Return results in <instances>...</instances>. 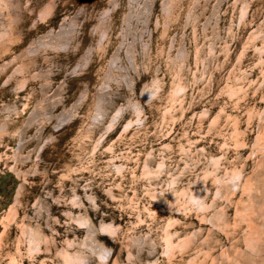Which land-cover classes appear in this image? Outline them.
<instances>
[{
    "label": "rangeland",
    "instance_id": "rangeland-1",
    "mask_svg": "<svg viewBox=\"0 0 264 264\" xmlns=\"http://www.w3.org/2000/svg\"><path fill=\"white\" fill-rule=\"evenodd\" d=\"M131 1L132 0H13L15 3L14 10L10 9V13L6 12L7 15L16 14L18 19L13 21V35L6 38L4 43L0 45V62L5 64L6 61L10 60L6 68L0 71V264H78L76 262L69 263L66 257L64 259L63 250L69 247L67 250L72 248V250L70 249L69 251L74 252L78 249V246H73L75 244L72 241L71 244L69 241L76 240L77 242H82L85 240L86 229L82 228V224H80L78 220V214L80 212H83V214L88 212L91 218L100 226V229V223L107 217H109L106 220L107 222L111 223L113 221L115 226L118 224L116 226L117 230L113 233L111 231L104 232V230L101 229L102 239L113 249L110 259L105 260L99 257V259H97L95 255L96 257H94L93 261H90L89 264H149V259L158 260L157 262L159 263L157 264H199V262L200 264H213L211 260L212 256H208V253L213 254L214 258L218 254H222V249H226L227 247L234 245L246 247L245 233L248 229V225L242 219L243 216L238 213L240 209L245 210L243 198L246 197L247 194L244 190L246 181H244V178L252 175L254 171L259 170L263 173L262 176L264 179V155H262V153L264 154V36H256L258 32H254L260 26L264 25V0H249L246 6L241 4L240 0H222V2H219V0H201V6L197 4L198 0H173L172 7L168 12L164 5L165 0H152L153 5L148 22L143 24V20L140 22L133 20V28L137 26L145 27L146 34V42H143L141 32L137 30L136 33V30H134V33L137 34L139 39V42L136 43L137 56H135L138 68H133L132 62L127 57L125 58L126 67L128 63L129 67L132 69V75L135 74V83L130 86L128 84L130 82L127 83V79L124 76L122 78L123 83L121 82L120 85H115V87H118L120 92L123 87L122 92L125 93V96L129 99L127 101V98L124 97V101L119 98L118 102H126L127 106H129L131 101L135 100L138 95L142 97V92L146 85H152L156 78H158L159 90L149 101L145 100L146 106L143 116L139 117L137 113L132 114L135 111L130 110V113L127 112L124 116L125 118L120 121L121 124L119 122L115 125L117 128L115 127L111 131L104 127H99L95 130L93 128L92 130L90 127L93 125L91 113H93L94 95H96L98 89H100L102 80L111 67L113 55L120 50L124 42L122 32L129 18ZM133 2L134 4L136 3V1ZM196 6L198 7L196 8ZM48 8H50L51 12L46 14ZM244 8L248 11L246 10L245 12ZM194 9L195 12L198 13V18L196 19L191 17ZM236 9H239V12ZM104 12L106 16H109L105 37L101 38V36L93 33V26L99 23V19ZM215 12H217L218 15L220 14L218 18L214 15ZM67 15L68 17L75 16L78 23V25L74 27L77 31L74 45L76 47H72L70 50H57L56 46L55 49L43 51L42 53H40V51L36 54L29 53L31 42L34 39H36V41L39 40L41 36L48 34L51 29L56 28V31H58L61 28V23L67 18ZM45 18L46 20H44ZM215 38H217V40H215ZM127 40L129 42V37ZM214 43H216L217 49H214ZM182 46H184L183 48L186 54L181 57L179 55V49ZM173 47L175 49H173ZM120 53H122L121 50ZM16 55L20 58V61L27 65L28 74L32 75L31 79H29L23 87H20V79L24 78V73H21L22 75L17 73L19 79H13V75L18 69L16 63L19 60L17 59L15 62H12L11 59ZM86 55L89 56V60H84ZM126 55L125 50L124 56ZM51 71V74L46 75V78L50 81L49 86H47L49 94L52 95L59 87H64L63 91L60 92L62 103L53 110V112L56 113L55 122L49 121L44 127L42 126L41 129L34 127V125L26 129L29 122L28 120L32 116L37 103L44 99L42 93V79L39 78L38 75L41 73L47 74ZM127 73H130V71H127ZM187 76L190 78H187ZM196 76L197 78L199 77V82ZM9 77L10 80L7 83ZM192 81L196 82V84H192ZM185 88H187V91ZM23 89L26 92L23 91ZM27 89L29 91H27ZM242 92L244 93L242 94ZM83 93L86 94L85 98L78 104ZM181 93L183 95H181ZM177 98H180V100L178 101ZM166 100L170 101H167V106H165ZM25 102L27 104L26 106L24 105V108L23 104ZM73 105L76 106L78 114L75 117L67 118L62 126L56 127V124L62 121L57 119V116L65 112L64 114L66 117L68 113L64 111V108L67 107L70 109ZM181 106L182 108L180 109ZM8 107L12 108V110H8ZM111 111L114 110H110V113ZM225 112L227 114H225ZM167 114H170L168 116H172V119L171 117L166 118ZM219 116L221 118H219ZM129 117L135 118L140 124H137V126L133 125L134 127L131 128L132 130L129 129V131L126 132L124 122ZM207 117L209 119H207ZM231 117H236V119H238H231ZM141 118L142 120H140ZM165 118L168 121H164ZM224 118L226 122L222 120ZM218 119H221L220 122ZM260 120L263 121L260 122ZM3 122H7L8 126L2 127ZM201 122L204 123L202 124ZM89 129L90 131L88 132L87 130ZM104 129L105 131H103ZM21 131L25 132L24 137L27 140L30 139L31 134L34 136L38 132H41V139L29 141L21 150L26 151V154L32 151L31 158L28 160L21 159L16 163L15 154L20 148L22 138ZM106 133L108 135L105 136ZM52 134L55 135L54 138L48 139ZM42 138H45L44 141ZM98 138L101 139V141H99ZM100 142H102V146ZM236 143H238L240 147ZM39 146H42V148L36 153ZM168 146H170L171 149ZM204 146L205 148L202 149L201 147ZM235 146L236 148H234ZM201 149L204 152L201 151ZM160 151H164V153L160 154ZM167 151L173 152L169 154ZM223 152L227 153L222 154ZM163 154L165 161H162L164 158H161ZM256 154H258L257 157H254ZM190 155L191 157H187ZM193 155L196 156L194 157ZM240 156L242 158L241 160ZM206 157L208 160H206ZM212 157L221 159L222 169L220 171L224 174L226 173L225 177L227 171L230 170L228 173L231 176L234 173L232 177L236 178V182L232 184L233 188L235 187L231 191L232 196H230V200H226V204H224V206L227 204L230 205L227 208L230 226L224 228V230L216 228L218 230H215L216 233H213V238H210L209 244L201 246L211 229L210 224H203L202 226L204 228L207 227L205 229L207 233L202 239L199 242L196 241L194 244L188 245L189 248L188 246L181 247V241H178L177 235H179V237L182 235L181 237L183 238L191 230V234L193 235V230L200 228L201 221H203L202 204H212V199L216 197L215 192L219 189L218 182L214 181L216 180V172L214 173L216 170L212 169L214 168L213 166H209V163L212 165ZM171 158L172 161L170 160ZM204 159L205 166H203ZM237 159L239 162H237ZM233 160L236 161L234 162ZM199 161L202 164H199ZM158 162H164L166 165V169L163 168L165 172L162 170V173L164 172L162 175L164 176L161 175L162 178L161 176L159 177L161 178L158 180L159 183L154 182L157 186L155 187L160 191L163 188L167 190L168 188L165 185H168L169 182H173L170 174L167 173L165 176L167 171H171L172 174L179 175V177L181 176L180 179L179 177L177 178L179 183L174 186V188L177 187L176 189L179 190L173 193L171 191L173 188L168 189L170 190L169 194L166 193L167 195L165 194L166 196L164 195V199L160 200V202H157L159 200L151 195L152 193L150 190H153V187L150 185V182L148 183L147 177L143 176L147 163L149 165L151 164V167L157 169L159 168ZM29 163L31 165H28ZM120 164L123 166L121 167ZM187 164H189V167ZM13 165H17L23 169L25 168L24 170L28 171L26 176L27 181H25L26 179H21L13 169H11ZM176 168L180 169L176 170ZM201 168L205 169L202 170ZM220 171L218 172L221 173ZM209 172L211 173L208 174ZM240 172H243V174L245 173L244 176H239ZM204 174H206V178L204 179L207 180L203 179V177H205ZM182 176H184V178ZM164 177L166 179L168 178L167 181H165L166 179ZM192 181L193 183H191ZM24 182L25 186L20 194L21 204L19 205V211L16 218H13L15 221L13 219L12 221L8 211H10L11 205L17 203V201H15L16 196L20 185ZM197 182H199V184ZM45 183L47 189L45 188ZM144 184L149 185L144 187ZM161 184L162 186H160ZM193 184L197 185L194 187ZM111 185H113V187ZM119 188H122L121 191ZM184 188L188 190L190 194L188 195L190 197L188 195L187 198L185 197V192H183ZM192 189L194 192H192ZM109 190H112V193L118 194H110ZM65 193L66 195L63 196L62 194ZM76 193L80 195V198L76 199ZM60 194L62 196H58ZM85 194L94 195L96 198L95 202ZM108 194L110 195L108 196ZM40 195L43 198H41ZM110 196L114 200H112ZM61 197L63 199H61ZM169 197L171 199H169ZM188 198L191 200L188 201ZM80 199L84 200L85 206L79 207L77 202H80ZM132 199L133 201H131ZM218 199L220 203L223 202L220 197ZM44 200L50 208V213L44 209V216H41V218L40 215L38 216L40 212L38 203H43ZM165 200L168 203L165 202ZM65 201H67V203ZM163 201L167 205L164 204ZM175 202L177 203L175 204ZM194 202L195 204H193ZM184 203L188 204L185 205ZM95 204L100 206H96ZM171 205L175 207L172 206V208ZM154 209L155 211L152 212ZM179 210L181 212H178ZM66 211L67 213L69 211L70 213L74 212L77 216H73V214L70 213H68V215L65 213ZM46 214L49 217L51 215L54 216L49 220L51 224L52 222L54 223L52 224V226L54 225L53 227L49 226L47 223L48 220L45 218V216H47ZM232 214L233 216H231ZM109 215L113 217L111 216V218ZM151 215L153 217H151ZM211 215L212 214H210V217ZM37 219L40 225H43V229H45L48 236L42 243L43 245L41 244L42 247L40 246L41 248L38 249V251L30 248L29 239L24 234L25 231L23 229L24 221L34 223L36 226L38 222ZM71 222L73 224H71ZM137 222H140V224ZM177 222H180L183 227ZM191 222H193V224ZM136 224L138 227L136 226L134 228ZM168 225L173 226L172 229ZM168 230L170 232H175V230L179 231L175 237L177 244H179L175 252L173 251L174 253H169L165 250L167 241L164 238L167 236L170 238ZM131 231H133L132 234ZM129 232L130 235H128ZM142 232L144 233L142 234ZM148 232L150 234H148ZM133 233L135 234L133 235ZM110 234L113 236L110 237ZM217 234H219V238H217ZM135 235H138L140 238H142V235L145 236L141 239L143 240V246H146V242H149L150 246L152 244L151 239L154 237L153 240L158 242L157 247L150 246L151 248H149V246H146L145 249L155 250L156 248L158 252L155 250V254L150 255L146 250L140 254H134L133 257L138 258L132 261L134 258H131L129 255L128 245L131 241L133 242L135 240ZM150 235H152V237ZM75 236H78L77 239ZM55 238L56 240H54ZM220 238H222V240H220ZM65 241L70 246H68ZM124 241L126 244L123 243ZM49 242L52 243L49 244ZM200 242L201 244L199 245ZM47 245L49 247H47ZM202 247H204V249ZM46 248H48V250ZM60 248L62 249L60 250ZM122 248L123 250H121ZM199 248L203 250L201 251ZM33 251L35 253H33ZM163 251L165 254H163ZM194 254L197 255L195 256ZM127 255L129 256L128 258ZM167 257H169V259ZM128 259L131 262H129Z\"/></svg>",
    "mask_w": 264,
    "mask_h": 264
},
{
    "label": "bare ground",
    "instance_id": "bare-ground-1",
    "mask_svg": "<svg viewBox=\"0 0 264 264\" xmlns=\"http://www.w3.org/2000/svg\"><path fill=\"white\" fill-rule=\"evenodd\" d=\"M27 1H29V0H27ZM117 1V0H116ZM133 1H136V3L134 4V2ZM214 1V0H213ZM228 1H230V0H228ZM241 1V4H244L245 6L247 5V1H249V0H240ZM174 1L173 0H165V2H164V5H165V8H166V11L168 12V10L169 9H171V7H172V3H173ZM219 2H222V0H219ZM201 0H198L197 1V4L198 5H200L201 6ZM15 3L13 2V0H0V45L2 44V43H4V41L6 40V38H9L11 35H13V21L15 20V19H18V16L16 15V14H14V15H10V14H6V12H8V13H10V9H12V10H14V5ZM229 4H230V2H229ZM152 5H153V2H152V0H132L131 2H130V11H129V18H128V21L126 22V26L124 25V27H123V32H122V36L124 37V42L122 43V45H121V48H120V50L122 51V53H120V50H118V52H115V54L113 55V57H112V61H111V67H110V69H109V71H108V73H107V75L104 77V79L102 80V83H101V87H100V89H98V91H97V93H96V95H94L95 97H94V99H93V113H91L92 114V116H91V118L93 117V125H92V127H90V128H92V130H93V128H94V130L95 129H98L99 127H101V128H108V129H110L109 131H111L112 129H114L116 126V124L117 123H119L121 120H123L125 117V114H127V112H129L130 110H133V111H135V112H133L132 114H135V113H137L138 114V116L140 117V116H143V112H145V100L146 101H149L150 99H151V97L159 90V85H158V78H156L155 80H154V82H153V84L152 85H146V87L144 88V90H143V92H142V97H140L139 95H138V97L135 99V100H133V101H131V103H130V105L129 106H127L126 105V102H123V103H120V102H118V99L120 98V99H123L124 101H125V99H124V97L125 98H127V101H128V97L127 96H125V93H123L122 92V90H123V87H122V90H121V92L118 90V87H115V85H120V83L122 82V78L125 76V78L127 79V83L128 82H130V83H128L130 86H131V84H133L134 85V83H135V81H134V75H132V69L129 67V64L127 63V67H126V65H125V62H126V60H125V58L127 57L131 62H132V67L133 68H135V69H137L138 68V63L136 62V57L135 56H137V51H136V47H137V45H136V43H138L139 41V39H138V36H137V30H138V32L140 31L141 32V37L143 38V42H146V34H145V27H135V28H133V25H134V22H133V20H135V21H138V22H140V21H142L143 20V24H145V22H148V20H149V16H150V13H151V8H152ZM192 5V4H191ZM23 6V5H22ZM118 6V5H117ZM235 6V5H234ZM240 6V5H239ZM250 6H251V4H250ZM189 7H190V5H189ZM198 6H196V8H197ZM219 7V6H218ZM217 7V8H218ZM231 7H232V5H231ZM249 7V6H248ZM195 8V9H196ZM233 8V7H232ZM238 8V7H237ZM189 9V8H188ZM195 9L193 10V13L191 14V17L192 18H198V13L197 12H195ZM237 10V9H236ZM239 10V9H238ZM237 10V11H238ZM246 10L247 9H245L244 8V11L246 12ZM112 11V10H111ZM248 11V10H247ZM51 12V10H50V8H48L47 9V12H46V14H49ZM239 12V11H238ZM238 12H236V13H238ZM113 13V12H112ZM221 13V12H220ZM226 13V12H225ZM248 14V13H247ZM246 14V15H247ZM111 15V14H110ZM187 15V14H186ZM214 15L216 16V18H218L219 17V15H218V13L217 12H215L214 13ZM223 15V14H222ZM240 15H241V13H240ZM73 16V15H72ZM109 16V15H108ZM108 16H106L105 15V12L102 14V16H101V18L99 19V23L98 24H95L94 26H93V33H95L96 35H99V36H101V38H104L105 37V33H106V31H107V29H106V27H107V23H108ZM111 17V16H110ZM264 17V16H263ZM224 18V17H223ZM246 18V17H245ZM221 19V18H220ZM44 20H46V18L44 19ZM223 20V19H222ZM220 22V21H219ZM12 23V24H11ZM236 23V22H235ZM35 24V23H34ZM75 25H78V23H77V21H76V17L75 16H73V17H68V15H67V18H65V21H63L62 23H61V28L58 30V31H56L57 29L56 28H54V29H51V31L48 33V34H46V35H43V36H41L40 37V39L39 40H37L36 41V39H34L32 42H31V44H30V47H29V53H34V54H36L37 52H39L40 51V53H42L43 51H48V50H51V49H55L56 48V46H57V50H59V49H64V50H70L72 47H76V46H74L75 45V39H76V36H77V31L75 30ZM220 25H221V23H220ZM237 26V25H236ZM35 27V26H34ZM236 29V28H235ZM134 30H136L135 32L136 33H134ZM254 32H258L257 34H256V36H264V25H262V26H260L258 29H256ZM232 34V33H231ZM218 35H221V34H218ZM223 35V34H222ZM129 37V42H128V40H127V38ZM221 37V36H220ZM231 37V36H230ZM233 37V36H232ZM179 39V38H178ZM215 40H217V38H215ZM254 40V39H253ZM178 42V41H177ZM229 42V41H228ZM228 42H227V44H228ZM201 43V42H200ZM215 45H214V49L217 47V45H216V43H214ZM26 45V44H25ZM176 45V44H175ZM201 45V44H200ZM174 46V45H173ZM253 46V45H252ZM95 47V46H94ZM124 47V48H123ZM184 46H182L180 49H179V55L182 57V56H185V54H186V52H185V50H184V48H183ZM204 47V46H203ZM256 47H258V46H256ZM123 48V49H122ZM167 48H168V46H167ZM255 48V47H254ZM173 49H175L174 47H173ZM217 49V48H216ZM126 50V56H124V51ZM207 50V49H206ZM214 51V50H213ZM17 53V52H16ZM39 53V54H40ZM164 53H166V52H164ZM173 53V52H172ZM49 54V53H48ZM93 54H94V52H93ZM204 55V54H203ZM202 55V56H203ZM245 56V55H244ZM9 58V57H8ZM218 58V57H217ZM264 58V57H263ZM19 60L20 58H18V56L16 55V56H14L12 59H11V61L12 62H15L16 60ZM89 60V56L88 55H86L85 57H84V60ZM206 61V60H205ZM204 62V61H203ZM207 62V61H206ZM1 64H0V71L1 70H3V69H5L6 68V65L7 64H9L10 63V60H8V61H6V63H5V61H4V63L5 64H2V62H0ZM17 66H18V69H17V71H16V73L13 75V79H19V77L17 76L18 74H21V73H24V78H22V79H20V87H23L28 81H29V79H31V77H32V75H29L28 74V72H27V65L25 64V63H23L22 61H17ZM204 64V63H203ZM233 64V63H232ZM140 65V64H139ZM210 65V64H209ZM214 65H215V62H214ZM147 66V65H146ZM206 66V65H205ZM141 67V66H140ZM237 67V66H236ZM235 67V68H236ZM259 67H261V66H259ZM234 68V69H235ZM237 69V68H236ZM160 70V69H159ZM194 70V69H193ZM211 70V69H210ZM127 71H130V73H127ZM177 71V70H176ZM183 72H184V70H183ZM189 72V71H188ZM187 72V73H188ZM200 72V71H199ZM202 72V71H201ZM18 73V74H17ZM52 73V71L51 72H48L47 74H43V73H41V74H39L38 75V77L39 78H41L42 79V93H43V95H44V99L43 100H41L40 102H38L37 103V105H36V107H35V109H34V111H33V113H32V116L29 118V122H28V125H27V127H26V129L28 128V127H30V126H32V125H34V127H36V128H38V129H41V127L43 126L44 127V125H46L49 121H53V122H55V117H56V113H54L53 112V110L58 106V105H60L61 103H62V96L60 95V92L61 91H63V89H64V87L63 86H61V87H59L56 91H55V93L54 92H51V93H54V94H52V95H50L49 94V91H48V88H47V86H49V80L46 78V75H48V74H51ZM126 73V74H125ZM211 73V72H210ZM262 73V72H261ZM162 74V73H161ZM233 74V73H232ZM22 75V74H21ZM194 75V74H193ZM202 75V74H201ZM203 75H205V74H203ZM159 76H161V75H159ZM183 76H184V73H183ZM186 76V75H185ZM192 76V75H191ZM189 76H187V78H188ZM209 77V76H208ZM211 77V76H210ZM234 77V76H233ZM186 78V79H187ZM190 78V77H189ZM194 78V77H193ZM196 78H197V76H196ZM199 78V77H198ZM198 78H197V81H198ZM204 78V77H203ZM206 78V77H205ZM184 79V78H183ZM251 79V78H250ZM249 79V80H250ZM261 79V78H260ZM259 79V80H260ZM10 80V77H9V79L7 80V83H8V81ZM176 80H177V78H176ZM188 80V79H187ZM194 80V79H193ZM207 81V80H206ZM4 82V81H3ZM184 82V81H183ZM193 82V83H192ZM191 83L192 84H196V82H194V81H192ZM199 82V81H198ZM211 82V81H210ZM250 82V81H249ZM260 82V81H259ZM123 83V82H122ZM247 83V82H246ZM257 83V82H256ZM148 84V83H147ZM185 84H186V81H185ZM231 84V83H230ZM187 85V84H186ZM190 85V84H189ZM247 85V84H246ZM257 85H258V83H257ZM263 85H264V81H263ZM30 86V85H29ZM181 86V85H180ZM197 86H198V83H197ZM261 86V85H260ZM83 87V86H82ZM88 87V86H87ZM125 87V86H124ZM185 87V86H184ZM189 87V86H188ZM230 87V86H229ZM7 88V87H6ZM26 88V87H25ZM27 88H28V86H27ZM181 88H182V86H181ZM190 88V87H189ZM192 88H194V87H192ZM191 88V89H192ZM198 88V87H197ZM29 89V88H28ZM27 89V91H29ZM183 89V88H182ZM186 89V91H187V88H185ZM199 89V88H198ZM125 90V89H124ZM23 91H25L24 89H23ZM127 91V90H126ZM26 92V91H25ZM125 92V91H124ZM128 92V91H127ZM161 92V91H160ZM23 93V92H22ZM128 93H130V92H128ZM244 92H242V94H243ZM131 94V93H130ZM137 94V93H136ZM159 94V93H158ZM172 94V93H171ZM185 94V93H184ZM236 94V93H235ZM19 95V94H18ZM85 95L86 94H82V97L80 98V100L78 101V104H80L83 100H84V98H85ZM127 95V94H126ZM181 95H183L182 93H181ZM131 96V95H130ZM136 96V95H135ZM158 96H160V95H158ZM157 96V97H158ZM156 97V98H157ZM161 97V96H160ZM171 98V97H170ZM263 98H264V96H263ZM178 99V98H177ZM154 100V99H153ZM180 100V98L178 99V101ZM22 101V100H21ZM152 101V100H151ZM168 100H166V105L165 106H167V103L168 102H170V101H168ZM177 101V102H178ZM175 102H176V100H175ZM128 103V102H127ZM26 102L23 104V107H24V105L26 106ZM77 104V105H78ZM168 105H170V104H168ZM181 105V104H180ZM170 106H173V105H170ZM174 106H175V104H174ZM206 107H208V106H206ZM25 108V107H24ZM175 108H177V107H175ZM182 108V106L180 107V109ZM8 110H12V108H10V107H8L7 108ZM147 109V108H146ZM168 109V108H167ZM171 109V108H170ZM184 109V108H183ZM211 109V108H210ZM19 110V109H18ZM110 110H114V111H111V113H110ZM166 110V109H165ZM172 110V109H171ZM179 110V109H178ZM64 111H67V113H68V115L65 117V112L63 113V114H60V115H58L57 116V119H59V120H62L60 123H57L56 124V127H59V126H62L63 124H64V121L67 119V118H71V117H75L77 114H78V111L76 110V106L75 105H73V107H71L70 109H68L67 107H65L64 108ZM176 111V110H175ZM175 111H174V113H175ZM184 111V110H183ZM209 111H211V110H209ZM255 111V110H254ZM260 111H261V109H260ZM113 112V113H112ZM168 112V111H167ZM166 112V113H167ZM172 112V111H171ZM130 113V112H129ZM169 113V112H168ZM173 113V114H174ZM200 113V112H199ZM264 113V112H263ZM145 114V113H144ZM182 114H183V112H182ZM225 114H227L226 112H225ZM225 114H223V115H225ZM231 114V113H230ZM254 114V113H253ZM261 114V113H260ZM16 115V114H15ZM168 115H170V114H167L166 115V118L167 117H171V119H172V116H168ZM198 115V114H197ZM212 115V114H211ZM131 116V115H130ZM205 116H206V114H205ZM226 116V115H225ZM224 116V117H225ZM232 116V115H231ZM235 116V115H234ZM139 117H138V119H139ZM263 117V116H262ZM147 118H148V116H147ZM166 118L164 119V121H168V120H166ZM175 118V117H174ZM219 118H221L220 116H219ZM233 117H231V119H232ZM202 119V118H201ZM207 119H209L208 117H207ZM230 119V118H229ZM233 119H236V117L235 118H233ZM238 119V118H237ZM236 119V120H237ZM260 119H263V118H260ZM140 120H142V118L140 119ZM139 120V121H140ZM148 120V119H147ZM163 120V119H162ZM175 120V119H174ZM219 120V122H220V120L221 119H218ZM222 120H226L225 118L224 119H222ZM264 120V119H263ZM263 120H260V122L261 121H263ZM173 121V120H172ZM202 121V120H201ZM203 121H204V118H203ZM228 121H230V120H228ZM227 121V122H228ZM238 121H240V120H238ZM162 122V121H161ZM210 122V121H209ZM226 122V121H225ZM259 122V121H258ZM202 123V122H201ZM200 123V124H201ZM204 123V122H203ZM202 123V124H203ZM3 125H2V127H7L8 126V123L6 122V123H2ZM120 124H121V122H120ZM137 124H140V123H138L137 122V120L135 119V118H128V119H126V121L124 122V125H125V130H126V132H128L129 131V129H131L132 127H134L135 125L137 126ZM148 124V123H147ZM220 124V123H219ZM222 124V123H221ZM231 124V123H230ZM134 125V126H133ZM215 125V124H214ZM232 125V124H231ZM260 125V124H259ZM139 126V125H138ZM143 126H144V124H143ZM143 126H141V127H143ZM140 127V126H139ZM238 127V126H237ZM261 127V126H260ZM262 127H263V124H262ZM100 128V129H101ZM117 128V127H116ZM136 128H138V127H136ZM135 128V129H136ZM215 128V127H214ZM235 128V127H234ZM241 129V128H240ZM92 130H91V132H92ZM132 130V129H131ZM142 130V129H141ZM146 130V129H145ZM232 130V129H231ZM243 130V129H242ZM25 131V130H24ZM24 131H21V144H20V148L18 149V151L16 152V154H15V161H16V163L17 162H19L21 159H24V160H28V159H30L31 158V155H32V151H30V153L29 154H26V151H23V150H21V149H23V147H25L26 146V144L29 142V141H32V140H40L41 138H40V134H41V132H38L37 134H35L34 136L31 134L30 135V139L29 140H27L25 137H24ZM41 131V130H40ZM88 132L90 131V129L89 130H87ZM103 131H105V129L103 130ZM123 131V130H122ZM121 131V132H122ZM210 131V130H209ZM208 131V132H209ZM247 131V130H246ZM261 131H262V129H261ZM97 132V131H96ZM101 132H102V130H101ZM113 132V131H112ZM136 132V131H135ZM199 132V131H198ZM105 133V132H104ZM132 133V132H131ZM141 133V132H140ZM210 133V132H209ZM212 133V132H211ZM214 133H216V132H214ZM243 133H244V131H243ZM246 133V132H245ZM99 134V133H98ZM103 134V133H102ZM137 134V133H136ZM135 134V135H136ZM261 134V133H260ZM106 135H108L107 133L105 134V136ZM168 135V134H167ZM248 135V134H247ZM54 134H52V135H50L49 137H48V139H53L54 138ZM104 136V137H105ZM133 136V135H132ZM165 136H166V133H165ZM244 136V135H243ZM242 136V137H243ZM101 137V136H100ZM103 137V138H104ZM122 137V136H121ZM127 137V136H126ZM125 137V138H126ZM43 139V138H42ZM45 139V138H44ZM44 139H43V141H44ZM98 140L99 141H101V139H99L98 138ZM106 140V139H105ZM121 140H123V139H121ZM197 140V139H196ZM225 140V139H224ZM248 140V139H247ZM98 141V142H99ZM103 141V140H102ZM197 141H199V140H197ZM104 142H106V141H104ZM111 142V141H110ZM168 142V141H167ZM190 142V141H189ZM195 142V141H194ZM93 143V142H92ZM169 143V142H168ZM196 143V142H195ZM226 143V142H225ZM97 144V143H96ZM99 144V143H98ZM102 144V142H100V145ZM111 144V143H110ZM109 144V145H110ZM181 144H182V142H181ZM231 144V143H230ZM237 145H238V143H236ZM253 144V143H252ZM57 145V144H56ZM109 145H107V146H109ZM191 145V144H190ZM222 145V144H221ZM220 145V146H221ZM102 146V145H101ZM101 146H99V147H101ZM171 146V145H170ZM170 146H168L170 149H171V147ZM182 146V145H181ZM181 146H179V147H181ZM192 146H193V144H192ZM227 146H229V145H227ZM227 146H225V147H227ZM233 146V145H232ZM239 146V145H238ZM260 146H262V145H260ZM96 147H97V145H96ZM98 147V148H99ZM105 147V146H104ZM165 147H167V146H165ZM240 147V146H239ZM242 147V146H241ZM248 147V146H247ZM42 148V146H39V148L36 150V153L40 150ZM109 148V147H108ZM108 148H106V149H108ZM111 148V147H110ZM168 148V149H169ZM188 148V147H187ZM186 148V149H187ZM199 148H200V146H199ZM202 149L203 148H205V146L204 147H201ZM228 148V147H227ZM234 148H236V146L234 147ZM246 148V147H245ZM158 149V148H157ZM156 149V150H157ZM201 149V151H203ZM224 149V148H223ZM251 149V148H250ZM252 149H254V148H252ZM256 149V148H255ZM97 150V149H96ZM111 150V149H110ZM161 150V149H160ZM162 150H163V148H162ZM165 150V149H164ZM181 150V149H180ZM188 150V149H187ZM196 150V149H195ZM200 150V149H199ZM227 150V149H226ZM157 151H159V150H157ZM166 151V150H165ZM189 151V150H188ZM210 151V150H209ZM228 151V150H227ZM230 151V150H229ZM236 151H237V149H236ZM254 151V150H253ZM45 152V151H44ZM90 152V151H89ZM107 152V151H106ZM161 152V151H160ZM173 152V151H172ZM172 152H168L167 151V153H169V154H172ZM187 152V151H186ZM195 152V151H194ZM197 152V151H196ZM200 152V151H199ZM204 152V151H203ZM206 152H208V151H206ZM238 152V151H237ZM150 153H151V151H150ZM153 153V152H152ZM162 153H164V151L163 152H161L160 154H162ZM198 153V152H197ZM227 153V152H226ZM226 153H222V154H226ZM90 154V153H89ZM159 154V153H158ZM159 154V155H160ZM180 154V153H179ZM191 154H192V152H191ZM194 154H196V153H194ZM207 154V153H206ZM238 154V153H237ZM240 154V153H239ZM244 154V153H243ZM251 154H252V152H251ZM258 154H259V152H258ZM258 154H256V156H254V157H257V155ZM42 155H43V153H42ZM166 155V154H165ZM185 155H188V154H185ZM202 155V154H201ZM260 155V154H259ZM262 155H264L263 153H262ZM113 156V155H112ZM168 156V155H167ZM194 157L196 156V155H193ZM207 156V155H206ZM220 156V155H219ZM225 156H227V155H225ZM83 157V156H82ZM169 157V156H168ZM171 157H173V156H171ZM184 157V156H183ZM182 157V158H183ZM187 157H191V155L190 156H187ZM186 157V158H187ZM193 157V158H194ZM204 157V156H203ZM221 157V156H220ZM243 157V156H242ZM245 157V156H244ZM253 157V156H252ZM263 157V156H262ZM36 158V157H35ZM38 158V157H37ZM117 158V157H116ZM161 158H164V160H162V161H165V157H164V154H163V156H161ZM167 158V157H166ZM193 158H191V159H193ZM202 158V157H201ZM201 158H199V159H201ZM234 158V157H233ZM83 159V158H82ZM110 159V158H109ZM119 159V158H118ZM122 159V158H121ZM181 159V158H180ZM179 159V160H180ZM196 159V158H195ZM242 158H241V156H240V160H241ZM115 160V159H114ZM171 161H172V158L170 159ZM170 160H168V161H170ZM189 160V159H188ZM206 160H208L207 159V157H206ZM212 165H210V163H209V166H213L214 168H212V169H214V170H216V171H214V173L216 172H218V171H220L221 169H222V161H221V159L220 158H218V159H216L215 157H212ZM228 160V159H227ZM231 160H232V158H231ZM230 160V161H231ZM36 161V160H35ZM38 161V160H37ZM157 161V160H156ZM187 161V160H186ZM234 161V160H233ZM236 161V160H235ZM234 161V162H235ZM243 161V160H242ZM249 161V160H248ZM83 162V161H82ZM82 162H80V163H82ZM109 162V161H108ZM116 162V161H115ZM118 162H120V161H118ZM124 162V161H123ZM152 162V161H151ZM184 162V161H183ZM182 162V163H183ZM200 162V161H199ZM204 162H205V159H204V161H203V166H205L206 164H204ZM207 162V161H206ZM237 162H239L238 161V159H237ZM241 162V161H240ZM247 162V161H246ZM43 163V162H42ZM159 163V162H158ZM166 163H168V162H166ZM173 163V162H172ZM187 163V162H186ZM191 163V162H190ZM231 163H232V161H231ZM242 163V162H241ZM116 164V163H115ZM125 164H126V162H125ZM174 164V163H173ZM181 164V163H180ZM199 164H202L201 162L199 163ZM247 164V163H246ZM255 164V163H254ZM28 165H31L30 163L28 164ZM121 165V164H120ZM175 165H177V164H175ZM188 165V167H189V164H187ZM226 165V164H225ZM227 165H229V164H227ZM239 165V164H238ZM250 165V164H249ZM113 166V165H112ZM123 165H121V167H122ZM127 166V165H126ZM156 166V165H155ZM179 166V165H178ZM182 166V165H181ZM197 166H199V165H197ZM208 166V167H209ZM27 167V166H26ZM42 167V166H41ZM141 167V166H140ZM180 167V166H179ZM196 167V166H195ZM227 167H230V166H227ZM227 167H226V169H227ZM240 167V166H239ZM239 167H237V168H239ZM110 168V167H109ZM112 168V167H111ZM163 168L164 169H166V165H165V163L164 162H160L159 163V168H157V169H155L154 167H151V164L149 165L148 163L146 164V166H145V170H144V175L143 176H146L147 177V180H148V183L150 182V185L153 187V190H150L151 191V195L154 197V198H156V199H158L159 201H157V202H160V200H162V199H164V195L167 193V194H169V192H170V190H168V189H170V188H173L171 191L173 192V193H175V192H177L179 189H176V188H174V186H176V184L177 183H179L177 180V178L179 177V175H175V174H172V172L171 171H167L166 173H165V176H166V174L168 173V174H170L171 175V178L173 179V182H169L168 183V185H165V186H167V190H165V188H163L161 191L159 190V189H157L156 187V185L154 184V182H157V183H159L158 182V180H160L161 178H162V176H164V175H162L165 171L163 170ZM170 168V167H169ZM174 168V167H173ZM193 168V167H192ZM198 168V167H197ZM231 168V167H230ZM249 168V167H248ZM247 168V169H248ZM11 169H13V171L21 178V179H26L25 181H27V178H26V176H27V173H28V171H25L23 168H21V167H19V166H17V165H13L12 166V168ZM76 169V168H75ZM74 169V170H75ZM114 169H116V168H114ZM118 169V168H117ZM180 169V168H179ZM179 169H177L176 168V170H179ZM187 169V168H186ZM200 169V168H199ZM202 169V168H201ZM203 169H205V168H203ZM202 169V170H203ZM207 169V168H206ZM34 170V169H33ZM38 170H39V168H38ZM77 170V169H76ZM126 170V169H125ZM130 170V169H129ZM132 170V169H131ZM162 170L164 171L163 173H162ZM191 170V169H190ZM193 170H194V168H193ZM192 170V171H193ZM208 170H209V168H208ZM208 170H207V172H208ZM233 170V169H232ZM30 171V170H29ZM47 171V170H46ZM196 171V170H195ZM230 171V170H229ZM229 171H227V175H226V177H225V174L223 173V172H221V173H217V175H216V173H215V179L216 180H214V181H217L218 182V186H219V189H218V191H216L215 193H216V197H215V199H212L213 200V202H212V204H209V203H206V204H202V208H201V210H202V220L203 221H201V226H200V228L199 229H195V230H193V232H194V234L192 235L191 234V232H192V230L191 231H189L187 234H186V236L185 237H179V235H177L178 234V232L179 231H177V230H175V232H170L169 230V234H170V238H168V236L166 237V238H164V239H166V241H167V247H166V249L165 250H167L169 253L171 252V253H174L175 252V249H176V247H177V245L179 244H177V240H176V235H177V237H178V241H181V247H186V246H188V245H191V244H194L196 241L197 242H199L201 239H202V237L207 233V231L205 230L206 228H204L202 225L204 224V225H209L210 224V232H209V234L206 236V238L204 239V241L202 242L203 243V245H201V246H204V244H209V240H210V238L212 239L213 237H212V235H213V233H216L215 232V230H218V229H216V228H220V230L221 229H223L224 230V228H228L229 226H230V223H229V220H228V212H227V208H228V206H230V205H225L224 206V204H226V200H230V196H232V190L235 188H233V186H232V184L234 183V182H236L235 181V177H232L233 176V174H232V176L228 173ZM248 171V170H247ZM251 171V170H250ZM52 172V171H51ZM115 172V171H114ZM126 172V171H125ZM134 172V171H133ZM174 172V171H173ZM175 172H177V171H175ZM235 172V171H234ZM33 173V172H32ZM37 173V172H36ZM117 173H118V171H117ZM187 173V172H186ZM192 173V172H191ZM211 172H209L208 174H210ZM119 174V173H118ZM138 174V173H137ZM196 174V173H195ZM200 174V173H199ZM207 174V175H208ZM224 174V175H223ZM240 175L239 176H244V174H243V172H240L239 173ZM31 175V174H30ZM35 175V174H34ZM73 175H75V174H73ZM122 175H124V174H122ZM121 175V176H122ZM162 175V176H161ZM184 175V174H183ZM201 175V174H200ZM200 175H198V176H200ZM247 175V174H246ZM263 173H261L259 170H256V171H254V173L252 174V175H249L247 178H244V181H245V184H244V190H245V192H246V197H244L243 198V200H244V202H245V204H244V206H245V210H239V214L240 215H242L243 216V220H244V222L248 225V229L246 230V237H245V242H246V247L244 248V247H242V246H238V245H234V246H230V247H227L226 249H222V254H218L216 257H214L213 258V254H211V253H208V256H212V263L213 264H264V179H263ZM36 176H38V175H36ZM42 176V175H41ZM161 176V178H159ZM197 176V175H196ZM204 176L205 177H203V179L204 178H206V174H204ZM73 177H75V176H73ZM78 177H80V176H78ZM134 177V176H133ZM139 177V176H138ZM183 178H184V176H182ZM201 177V176H200ZM214 177V176H213ZM52 178V177H51ZM69 178H71V177H69ZM80 178H82V177H80ZM80 178H78V179H80ZM136 178V177H135ZM165 178V177H164ZM181 178V176L179 177V179ZM182 178V179H183ZM208 178V177H207ZM72 179V178H71ZM166 179V178H165ZM168 179V178H167ZM167 179L165 180V181H167ZM170 179V178H169ZM189 179H190V177H189ZM209 179V178H208ZM239 179V178H238ZM70 180V179H69ZM81 180V179H80ZM88 180V179H87ZM86 180V181H87ZM89 180H90V178H89ZM137 180H139V179H137ZM191 180V179H190ZM202 180V179H201ZM204 180H207V179H204ZM213 180V179H212ZM194 181V180H193ZM193 181L191 182V183H193ZM210 181V180H209ZM213 181V182H214ZM78 182V181H77ZM92 182H93V180H92ZM91 182V183H92ZM164 182V181H163ZM190 182V181H189ZM212 182V183H213ZM84 183H85V181H84ZM90 183V184H91ZM181 183V182H180ZM191 183H188V184H191ZM195 183H196V181H195ZM198 184H199V182H197ZM205 183V182H204ZM210 183V182H209ZM71 184H73V183H71ZM94 184V183H93ZM167 184V183H166ZM216 184V183H215ZM238 184V183H237ZM79 185H80V183H79ZM78 185V186H79ZM83 185V184H82ZM81 185V186H82ZM121 185V184H120ZM119 185V186H120ZM145 185V184H144ZM146 185H149V184H146ZM144 186V187H147V186ZM194 185V184H193ZM195 185H197V184H195ZM195 185H194V187H195ZM204 185V184H203ZM24 186H25V182L23 183V184H21L20 185V187H19V190H18V193H17V196H16V200L15 201H17V203H15V204H13V205H11V207H10V211H8L9 212V217L11 218V220L13 219V218H16V216H17V213H18V211H19V205L21 204V199H20V194H21V191L24 189ZM85 186V185H84ZM93 186V185H92ZM95 186V185H94ZM112 187H113V185H111ZM110 186V187H111ZM117 186V185H116ZM143 186V185H142ZM156 186V187H155ZM160 186H162V184L160 185ZM160 186L158 185V187L160 188ZM164 186V185H163ZM172 186V187H171ZM217 186V187H218ZM51 187V186H50ZM71 187V186H70ZM73 187V186H72ZM89 187V186H88ZM193 187V188H194ZM216 187V188H217ZM45 188H46V183H45ZM49 188V187H48ZM78 188V187H77ZM47 189V188H46ZM52 189V188H51ZM108 189V188H107ZM106 189V190H107ZM112 189V188H111ZM115 189H116V187H115ZM114 189V190H115ZM120 189V188H119ZM122 189V188H121ZM121 189H120V191H121ZM181 189V188H180ZM185 189V188H184ZM183 189V192H185V197L187 198V195L189 194L188 193V190L187 189H185L184 190ZM52 190H54V189H52ZM75 190V189H74ZM87 190V189H86ZM94 190V189H93ZM106 190H104V191H106ZM117 190H118V188H117ZM146 190V189H145ZM193 190V189H192ZM64 191V190H63ZM71 191V190H70ZM70 191H69V193H70ZM77 191V190H76ZM75 191V192H76ZM79 191V190H78ZM82 191H83V189H82ZM89 191H91V190H89ZM110 191V194H113V195H115V194H118V193H112L111 191L112 190H109ZM147 191V190H146ZM145 191V192H146ZM200 191V190H199ZM88 192V191H87ZM119 192V191H118ZM187 192V193H186ZM190 192V191H189ZM192 192H194V190L192 191ZM197 192V191H196ZM196 192H195V196H196ZM43 193H44V191H43ZM47 193H48V191H47ZM54 193V192H53ZM53 193H51V194H53ZM61 193H62V191H61ZM68 193V194H69ZM71 193H72V191H71ZM80 193V192H79ZM83 193V192H82ZM85 193V192H84ZM198 193V192H197ZM55 194V193H54ZM94 194V193H93ZM97 194V193H96ZM106 194V193H105ZM110 194H108V196L110 195ZM145 194V193H144ZM166 194V195H167ZM193 194V193H192ZM199 194H201V193H199ZM42 195H44V194H42ZM49 195H50V193H49ZM63 196L64 195H66V193L65 194H62ZM61 194L60 195H58V196H62ZM70 195H72V194H70ZM76 195V199L77 198H80V195L78 194V193H76L75 194ZM85 195H87V196H89V198L93 201V202H95V200H96V198H95V196L94 195H88V194H85ZM147 195V194H146ZM165 195V196H166ZM190 195V194H189ZM188 195V196H189ZM194 195V194H193ZM46 196V195H45ZM47 196H48V194H47ZM184 196V195H183ZM194 196V197H195ZM197 196H198V194H197ZM40 197L41 198H43L41 195H40ZM53 197V196H52ZM111 197V196H110ZM129 197V196H128ZM181 197V196H180ZM190 197V196H189ZM192 197V196H191ZM193 197V198H194ZM199 197V196H198ZM220 197V199H222V203H220L219 201V198ZM46 198H48V197H46ZM45 198V199H46ZM55 198V197H54ZM58 198V197H57ZM74 198V197H73ZM112 198V197H111ZM119 198V197H118ZM135 198V197H134ZM184 198V197H183ZM212 198V197H211ZM61 199H63L62 197H61ZM68 198L66 197V200H67ZM84 199V198H83ZM83 199H80V202H77V204L79 205V207H82V206H85L86 204H85V202H84V200ZM116 199V198H115ZM166 199V198H165ZM169 199H171L170 197H169ZM169 199H167V200H169ZM179 199H181V198H179ZM185 199V198H184ZM195 199V198H194ZM193 199V200H194ZM47 200V199H46ZM65 200V199H64ZM112 200H114L113 198H112ZM152 200V199H151ZM175 200H176V197H175ZM189 200H191V199H189L188 198V201ZM192 200V201H193ZM210 200V199H209ZM236 200V199H235ZM48 201V200H47ZM68 201V200H67ZM67 201H65L66 203H67ZM101 201V200H100ZM131 201H133V199L131 200ZM154 201V200H153ZM156 201V200H155ZM174 201V200H173ZM180 201V200H179ZM178 201V202H179ZM186 201H187V199H186ZM191 201V202H192ZM61 202V201H60ZM162 202V201H161ZM164 202V201H163ZM165 202H167L166 200H165ZM164 202V204H166ZM196 202V201H195ZM195 202L193 203V204H195ZM233 202V201H232ZM236 202V201H235ZM243 202V201H242ZM50 203V202H49ZM66 203H65V205H66ZM109 203V202H108ZM168 203V202H167ZM174 203V202H173ZM177 202H175V204H176ZM227 203H229V202H227ZM36 204V203H35ZM56 204V203H55ZM58 204V203H57ZM61 204V203H60ZM73 204H75V203H73ZM160 204V203H159ZM170 204V203H169ZM174 204V205H175ZM185 205L186 204H188V203H184ZM183 204V205H184ZM233 204V203H232ZM70 205V204H69ZM91 205V204H90ZM96 206H100V205H98V204H95ZM158 205V204H157ZM167 205V204H166ZM174 205H171V207L172 206H174ZM50 206H52V205H50ZM61 206V205H60ZM76 206V205H75ZM93 206V205H92ZM91 206V207H92ZM70 207V206H69ZM90 207V208H91ZM175 207V206H174ZM181 207V206H180ZM190 207H192V206H190ZM194 207V206H193ZM232 207V206H231ZM38 208H39V210H40V212L38 213V210H37V213H38V216L40 215V217L41 216H44V209L45 210H47L49 213H50V208H49V206L46 204V202H45V200H44V202L42 203H38ZM71 208H73V207H71ZM77 208V207H76ZM93 208V207H92ZM146 208V207H145ZM173 208V207H172ZM189 208V207H188ZM33 209V208H32ZM74 209V208H73ZM95 209V208H94ZM169 209V208H168ZM189 209H191V208H189ZM62 210H69V209H62ZM96 210H98V209H96ZM185 210V209H184ZM79 211H80V209H79ZM155 211V209L154 210H152V212H154ZM186 211V210H185ZM189 211V210H188ZM191 211V210H190ZM233 211V210H232ZM90 212V211H89ZM152 212H150V213H152ZM178 212H181L180 210L178 211ZM193 212V211H192ZM32 213V212H31ZM65 213H67V211L65 212ZM68 213H70V211L68 212ZM67 213V214H68ZM103 213V212H102ZM231 213V212H230ZM70 214H73V216H77V214L76 213H74V212H72V213H70ZM113 214V213H112ZM196 214V213H195ZM210 214H212L211 215V217H210ZM27 215V214H26ZM47 215V214H46ZM65 215V214H64ZM69 215V214H68ZM105 215H107V214H105ZM179 215V214H178ZM198 215V214H197ZM48 216V215H47ZM45 216V218H47L46 220H48V224H49V226H52V224H54L53 222H52V224L49 222V220H50V218L52 219V217H54L53 215H51L50 217L48 216ZM110 217L112 216V215H109ZM231 216H233V214L231 215ZM230 216V217H231ZM8 217V216H7ZM107 217V216H106ZM113 217V216H112ZM111 217V218H112ZM151 217H153L152 215H151ZM229 217V218H230ZM6 218V217H5ZM42 218V217H41ZM67 218H68V216H67ZM70 218V217H69ZM103 218V217H102ZM109 217H107L106 219H103V221L100 223L101 224V229L102 230H104V232L105 231H111L112 233L113 232H115L116 230H117V225L115 226V224L113 223V221L110 223V222H107L106 220L108 219ZM116 218V217H115ZM172 218H173V216H172ZM56 219V218H55ZM73 219V218H72ZM114 219V218H113ZM112 219V220H113ZM140 219V218H139ZM175 219V218H174ZM232 219V218H231ZM14 221H15V219H13ZM12 220V221H13ZM24 220V219H23ZM29 220H30V218H29ZM38 220V219H37ZM61 220V219H60ZM70 220V219H69ZM75 220V219H74ZM78 220H79V222H80V224H82V228H84V229H86V237H85V240L84 241H82V242H77L76 240L75 241H73V240H70L69 242L72 244V242L75 244V245H73V246H78V249L77 250H75L74 252H72V251H69L70 249L72 250V248H70L69 250H67V249H65L64 248V250H63V253H64V259H65V257H66V259H67V261L70 263V262H76V263H78V264H89V262L90 261H93V259H94V257H96L97 256V259H99V258H102V259H107V260H109L110 259V257H111V253H112V247H110L103 239H102V235H101V229H100V226H98V224L91 218V216L89 215V213L87 212V213H84L83 214V212H80L79 214H78ZM116 220V219H115ZM145 220V219H144ZM143 220V221H144ZM199 220V219H198ZM4 221V220H3ZM43 221V220H42ZM53 221V220H52ZM65 221V220H64ZM110 221V220H109ZM140 221V220H139ZM142 221V220H141ZM170 221H172V220H170ZM177 221V220H176ZM180 221V220H179ZM5 222V221H4ZM25 223H23V226H24V234L28 237V239H29V243H30V248H32L33 250L35 249L36 251H38V249H40L42 246H41V244L48 238V236H47V233L45 232V229H43V225L41 226L40 225V222H39V220H38V222L36 223V226L34 225V223H31V222H27V221H24ZM60 222V221H59ZM59 222H57V223H59ZM66 222V221H65ZM79 222H78V224H79ZM181 222V221H180ZM180 222H177V223H179V224H181ZM190 222V221H189ZM56 223V222H55ZM69 223V222H68ZM67 223V224H68ZM77 223V222H76ZM137 223H139L140 224V222H137ZM146 223V222H145ZM170 223V222H169ZM184 223H185V221H184ZM183 223V224H184ZM186 223H188V222H186ZM192 224H193V222H191ZM7 224V223H6ZM60 224V223H59ZM66 224V223H65ZM71 224H73L72 222H71ZM120 224V223H119ZM138 224V225H139ZM237 224V223H236ZM62 225V224H61ZM147 225V224H146ZM6 226V225H5ZM22 226V225H21ZM54 226V225H53ZM52 226V227H53ZM70 226V225H69ZM137 226V224L134 226V228ZM165 226V225H164ZM169 227H171V229H172V227L173 226H170V225H168ZM167 226V227H168ZM178 226V225H177ZM180 226H182L183 227V225L181 224ZM191 226H193V225H191ZM195 226V225H194ZM245 226V225H244ZM66 227V226H65ZM76 227V226H75ZM121 227V226H120ZM138 227V226H137ZM247 227V226H246ZM129 228H131V227H129ZM181 228V227H180ZM179 228V229H180ZM245 228V227H244ZM50 229V228H49ZM53 229V228H52ZM59 229V228H58ZM67 229V228H66ZM71 229V228H70ZM121 229V228H120ZM133 229V228H132ZM166 229H168V228H166ZM170 229V228H169ZM170 229V230H171ZM57 230V229H56ZM72 230V229H71ZM137 230V229H136ZM151 230V229H150ZM150 230H149V232H150ZM23 231V230H22ZM76 231V230H75ZM120 231V230H119ZM130 231V230H129ZM138 231V230H137ZM143 231V230H142ZM161 231H163V230H161ZM241 231V230H240ZM49 232V231H48ZM57 232V231H56ZM66 232V231H65ZM68 232H70V231H68ZM72 232V231H71ZM85 232V231H84ZM132 232L133 231H131V234H132ZM140 232V231H139ZM145 232H147V231H145ZM148 232V234H150ZM167 232V231H166ZM181 232H182V230H181ZM187 232V231H186ZM185 232V233H186ZM219 232V231H218ZM136 233V232H135ZM135 233H133V235L135 234ZM144 232H142V234H143ZM163 233V232H162ZM52 234V233H51ZM59 234V233H58ZM63 234V233H62ZM68 234V233H67ZM70 234H72V233H70ZM74 234V233H73ZM107 234H108V232H107ZM147 234V233H146ZM153 234V233H152ZM173 234H174V236H173ZM223 234V233H222ZM50 235V234H49ZM77 235V234H76ZM128 235H130V232H129V234ZM166 235V234H165ZM184 235V234H183ZM202 235V236H201ZM219 234H217V238H219V236H218ZM236 235V234H235ZM241 235V234H240ZM25 236V237H26ZM111 236H113V235H111L110 234V237ZM148 236V235H147ZM151 237H152V235H150ZM162 236V235H161ZM23 237V236H22ZM76 237V236H75ZM78 237V236H77ZM77 237H76V239H77ZM114 237H115V235H114ZM145 236L144 235H142V238H144ZM158 237V236H157ZM222 237V236H221ZM241 237V236H240ZM50 238V237H49ZM142 238H140L138 235H135L134 236V241L132 242H130V244L128 245V249H129V255L131 256V258L134 256V254H140V253H142V252H145L147 249H145V247L146 246H149V242H146V246H143V240H141ZM154 238V237H153ZM153 238L151 239V242H152V244L150 245L151 247H157V243L158 242H155V240H153ZM161 238V237H160ZM237 238V237H236ZM236 238H233V239H236ZM24 239H26V238H24ZM66 239V238H65ZM69 239H71V238H69ZM83 239V238H82ZM115 239V238H114ZM129 239H130V237H129ZM162 239V238H161ZM52 240V239H51ZM54 240H56V238L54 239ZM163 240V239H162ZM220 240H222V238H220ZM25 241V240H24ZM63 241V240H62ZM72 241V242H71ZM165 241V240H164ZM54 242V241H53ZM64 242V241H63ZM66 242V241H65ZM67 242H68V240H67ZM67 242H66V244H67ZM129 242V241H128ZM128 242H127V244H128ZM52 243V242H51ZM50 242H49V244H51ZM62 243V242H61ZM123 243H125V241L123 242ZM165 243V242H164ZM224 243V242H223ZM56 244V243H55ZM63 244H65V243H63ZM65 244V245H66ZM77 244V245H76ZM126 244V243H125ZM148 244V245H147ZM201 244V242L199 243V245ZM243 244V243H242ZM43 245V244H42ZM57 245V244H56ZM55 245V246H56ZM61 245V244H60ZM68 246H70L69 244H67ZM153 245V246H152ZM198 245V244H197ZM223 245V244H222ZM222 245H220L221 247H223ZM229 245V244H228ZM41 246V247H40ZM45 246V245H44ZM72 246V245H71ZM72 246V247H73ZM149 246V248H151ZM47 247H49L48 245H47ZM67 247V246H66ZM122 247V246H121ZM164 247V248H165ZM194 247V246H193ZM197 247V246H196ZM195 247V248H196ZM206 247V246H205ZM211 247V246H210ZM216 247H217V245H216ZM215 247V248H216ZM224 247H225V244H224ZM45 248V247H44ZM51 248V247H50ZM188 248H189V246H188ZM203 249H204V247H202ZM218 248H219V246H218ZM47 250H48V248H46ZM57 249V248H56ZM62 248H60V250H61ZM75 249V248H74ZM125 249V248H124ZM191 249H193V248H191ZM191 249H189V250H191ZM203 249H201V248H199V250H203ZM207 249V248H206ZM121 250H123V248L121 249ZM155 250H157V252H158V249H156L155 248ZM154 249H148L147 251H148V254H155V251ZM161 250H163V249H161ZM174 251V252H173ZM179 251V250H178ZM187 251V250H186ZM207 251V250H206ZM58 252V251H57ZM122 252V251H121ZM33 253H35L34 251H33ZM40 253H41V251H40ZM59 253V252H58ZM62 253V252H61ZM168 253V254H169ZM177 253V252H176ZM175 253V254H176ZM187 253H188V251H187ZM215 253V252H214ZM148 254H147V257H148ZM157 254V253H156ZM163 254H165L164 253V251H163ZM182 254V253H181ZM96 255V256H95ZM142 255V254H141ZM160 255V254H159ZM159 255H158V257H159ZM172 255V254H171ZM192 255V254H191ZM195 255V254H194ZM197 255V254H196ZM195 255V256H196ZM34 256V255H33ZM120 256V255H119ZM122 256V255H121ZM173 256V255H172ZM179 256V255H178ZM194 256V257H195ZM99 257V258H98ZM126 257V256H125ZM129 256L127 255V258H128ZM154 257V256H153ZM157 257V256H156ZM189 257H191V256H189ZM131 258H129V259H131ZM134 258V257H133ZM135 258H138V257H135ZM135 258L132 260V261H134L135 260ZM150 258V257H149ZM168 259H169V257H167ZM198 258H199V256H198ZM211 258V257H210ZM119 259V258H118ZM129 259H128V261H129ZM158 259V258H157ZM173 259V258H172ZM171 259V260H172ZM201 259V258H200ZM105 260H104V262H105ZM174 260V259H173ZM207 260V259H206ZM65 261V260H64ZM147 261V260H146ZM158 261V260H157ZM157 261H155L154 259L153 260H150L149 259V264H157V263H159V262H157ZM169 261V260H168ZM119 262V261H118ZM129 262H131V261H129ZM171 262H173V261H171ZM195 262V261H194ZM193 262V263H194ZM204 262V261H203ZM209 262V261H208ZM103 263V262H102ZM128 263V262H127ZM176 263V262H175ZM188 263H190V262H188ZM97 264V263H96ZM100 264V263H99ZM173 264V263H172ZM199 264H200V262H199ZM207 264V263H206Z\"/></svg>",
    "mask_w": 264,
    "mask_h": 264
}]
</instances>
